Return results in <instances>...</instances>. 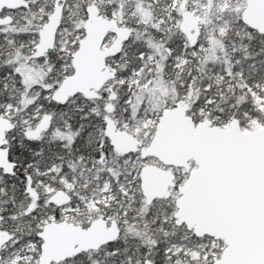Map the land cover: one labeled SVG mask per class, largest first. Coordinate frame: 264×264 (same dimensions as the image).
<instances>
[{"label": "snow or ice", "instance_id": "snow-or-ice-1", "mask_svg": "<svg viewBox=\"0 0 264 264\" xmlns=\"http://www.w3.org/2000/svg\"><path fill=\"white\" fill-rule=\"evenodd\" d=\"M0 264H264V0H0Z\"/></svg>", "mask_w": 264, "mask_h": 264}]
</instances>
